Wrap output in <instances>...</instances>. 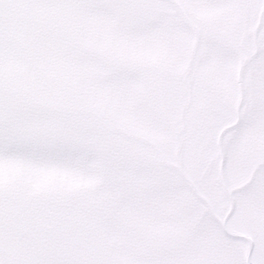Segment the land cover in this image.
I'll return each mask as SVG.
<instances>
[{
  "label": "snow or ice",
  "instance_id": "1",
  "mask_svg": "<svg viewBox=\"0 0 264 264\" xmlns=\"http://www.w3.org/2000/svg\"><path fill=\"white\" fill-rule=\"evenodd\" d=\"M0 264H264V0H0Z\"/></svg>",
  "mask_w": 264,
  "mask_h": 264
}]
</instances>
